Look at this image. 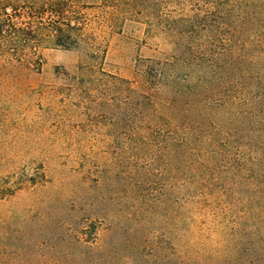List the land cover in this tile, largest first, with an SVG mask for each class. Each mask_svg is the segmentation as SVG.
<instances>
[{
  "label": "rangeland",
  "instance_id": "374dc122",
  "mask_svg": "<svg viewBox=\"0 0 264 264\" xmlns=\"http://www.w3.org/2000/svg\"><path fill=\"white\" fill-rule=\"evenodd\" d=\"M196 7L220 28L170 20ZM69 8L83 21L76 45L44 42L39 66L0 58V264H264V187L230 174L240 152L264 166V0ZM244 19L246 35L223 40ZM173 57L193 88L187 115L146 127L137 92L151 115L159 94L141 72ZM120 79L137 90L129 107Z\"/></svg>",
  "mask_w": 264,
  "mask_h": 264
},
{
  "label": "trees",
  "instance_id": "16d2710c",
  "mask_svg": "<svg viewBox=\"0 0 264 264\" xmlns=\"http://www.w3.org/2000/svg\"><path fill=\"white\" fill-rule=\"evenodd\" d=\"M71 1L0 0V58L9 62L13 60L29 64L38 62L36 65L39 66L41 57L37 49L44 42L52 39L57 45L65 47L76 45L83 31L81 25L83 21L72 17L74 14L68 11ZM196 9L198 11L193 14L176 15L171 17L170 20L174 21L179 29H195L197 27L199 29L201 27L204 30L216 31L220 28L218 23L212 22L209 18L213 12L212 10L202 11L197 7ZM240 22L239 28L231 29V37L223 38V40L229 41L234 38L237 41L240 37L246 35V30L249 29L251 23L245 21V19ZM224 25L227 27L230 25V20L227 17L223 18ZM227 34L229 33L227 32ZM219 42L221 43V40ZM249 44L250 48L248 49L255 47V42ZM240 60L241 79L245 86H248L257 78L250 69L243 67L247 63L251 65L252 62L248 61L243 54H240ZM144 66L141 77L147 83L146 85L155 84L154 91L159 94V97H154L157 102V109L155 108L154 113L151 115L150 111L153 110L152 107L154 106L152 97L144 92H137L143 97V107L147 109L148 121L143 123L144 126L152 128L154 127L153 122L155 124L170 122V124H175L177 127L178 122L187 115V107L190 103L188 96L193 90L189 85L188 78L179 74L180 58L150 59ZM258 74V78L262 79L263 75L260 72ZM115 80L117 81V78ZM120 81L119 84L125 86V89L129 91L130 98L126 99L127 107L133 102H138L130 94V92L137 91L131 87L130 81L123 79H120ZM132 109L135 108L132 107ZM190 110L191 108L189 112ZM134 113L132 111V114ZM132 114L129 111L126 112L127 116L123 120L129 123L133 119ZM180 142H183L185 146L186 144L189 145L188 138L181 139ZM191 142H193V137ZM212 142H217V139H210V143ZM231 166L234 167H232L230 174L248 180V187H264V166L249 167L242 156V152L235 155Z\"/></svg>",
  "mask_w": 264,
  "mask_h": 264
}]
</instances>
